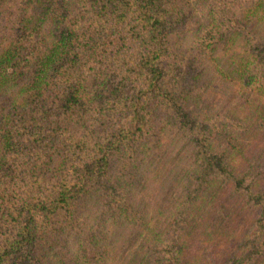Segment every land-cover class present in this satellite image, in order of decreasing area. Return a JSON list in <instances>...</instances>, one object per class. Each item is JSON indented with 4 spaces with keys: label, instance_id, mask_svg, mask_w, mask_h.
<instances>
[{
    "label": "trees",
    "instance_id": "trees-1",
    "mask_svg": "<svg viewBox=\"0 0 264 264\" xmlns=\"http://www.w3.org/2000/svg\"><path fill=\"white\" fill-rule=\"evenodd\" d=\"M244 1L208 0L209 36L194 29L181 55L168 40L175 0H0V264H110L114 236L148 226L133 187L177 146L192 168L166 229L148 227L149 264H184L182 234L219 184L254 210L252 232L223 264L261 259L264 157L234 168L246 125L230 130L223 111L186 104L194 65L219 36L230 54L215 53L211 68L264 90V34L232 45L240 18L264 20V0ZM256 126L264 134V117Z\"/></svg>",
    "mask_w": 264,
    "mask_h": 264
},
{
    "label": "rangeland",
    "instance_id": "rangeland-1",
    "mask_svg": "<svg viewBox=\"0 0 264 264\" xmlns=\"http://www.w3.org/2000/svg\"><path fill=\"white\" fill-rule=\"evenodd\" d=\"M207 1L175 0V9L179 10L180 15L177 21L171 23L168 40L172 49L179 50L181 55L189 53L194 29L198 36H209L201 31L207 21L204 11ZM244 2L249 3L246 0ZM241 23L245 29L233 40L232 45H240L239 41L252 35L264 34V20L257 22L255 16L248 20L242 17L238 25ZM219 37L221 39L215 43L214 52L202 57L198 66L194 65L196 70L191 73L200 74L198 78L187 81L186 89H191L193 97L189 96L186 104L194 112L202 110L215 115L223 111L226 116L224 121L227 124L233 121L227 127L230 130L235 131L246 125V132L235 135L236 156L232 166L240 170L246 159L257 155L264 157V134L256 126L259 118L264 117V90H256L254 87L240 90L234 86L233 80L211 68L215 53H218L221 61L230 54L226 52L227 45L223 43L227 36ZM205 39L207 42L212 41L207 37ZM188 75L189 71L186 77ZM167 135L171 137L172 134L168 131ZM172 144L179 145L175 142ZM214 145L218 147V143ZM178 148L169 150L167 147L156 169L151 167L152 171L146 174L144 180L133 187L131 196L148 221V226L145 223L132 225L127 231H119L112 243L110 264H149L147 249L152 244V230L148 227L166 229L177 201L183 196L184 174L192 168L189 152ZM260 183H264V178ZM212 192L207 191L202 195L203 213L195 215L182 234L185 245L182 254L184 264H223L227 255L234 250L238 252V243L242 237L253 230L254 210L248 208L240 196L230 193L224 184H219L213 194L209 195ZM66 245L71 250L70 238H67ZM254 264H264V252Z\"/></svg>",
    "mask_w": 264,
    "mask_h": 264
}]
</instances>
